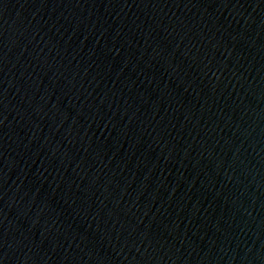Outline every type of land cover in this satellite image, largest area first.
Here are the masks:
<instances>
[{
	"label": "water",
	"instance_id": "1",
	"mask_svg": "<svg viewBox=\"0 0 264 264\" xmlns=\"http://www.w3.org/2000/svg\"><path fill=\"white\" fill-rule=\"evenodd\" d=\"M0 264H264V0H0Z\"/></svg>",
	"mask_w": 264,
	"mask_h": 264
}]
</instances>
